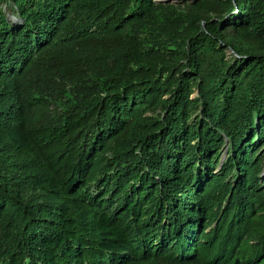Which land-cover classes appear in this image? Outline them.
<instances>
[{
    "label": "trees",
    "instance_id": "trees-1",
    "mask_svg": "<svg viewBox=\"0 0 264 264\" xmlns=\"http://www.w3.org/2000/svg\"><path fill=\"white\" fill-rule=\"evenodd\" d=\"M263 146L264 0H0V264H264Z\"/></svg>",
    "mask_w": 264,
    "mask_h": 264
},
{
    "label": "rangeland",
    "instance_id": "rangeland-1",
    "mask_svg": "<svg viewBox=\"0 0 264 264\" xmlns=\"http://www.w3.org/2000/svg\"><path fill=\"white\" fill-rule=\"evenodd\" d=\"M161 1L178 4V3L183 2L184 0H161ZM6 12L9 16V19L13 22H16V16L14 15V13L8 9H6ZM58 95H59V97H61V99H64V96H62V93H59ZM259 155L263 158V165H264V146L260 149ZM225 156H226V152L223 151V158Z\"/></svg>",
    "mask_w": 264,
    "mask_h": 264
}]
</instances>
